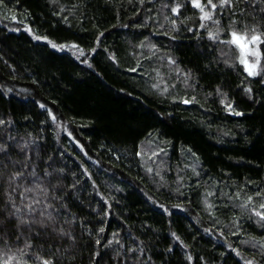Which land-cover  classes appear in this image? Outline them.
I'll return each mask as SVG.
<instances>
[{
  "label": "trees",
  "instance_id": "trees-1",
  "mask_svg": "<svg viewBox=\"0 0 264 264\" xmlns=\"http://www.w3.org/2000/svg\"><path fill=\"white\" fill-rule=\"evenodd\" d=\"M200 3L0 0V257L264 264V0Z\"/></svg>",
  "mask_w": 264,
  "mask_h": 264
},
{
  "label": "snow or ice",
  "instance_id": "snow-or-ice-1",
  "mask_svg": "<svg viewBox=\"0 0 264 264\" xmlns=\"http://www.w3.org/2000/svg\"><path fill=\"white\" fill-rule=\"evenodd\" d=\"M193 6L196 8H200L201 11H203V7L200 3V0H192ZM231 0H220V6L223 7L226 4H230ZM208 4L211 6L212 9H215L217 7L216 4L212 3V0H208ZM173 11H177V9H173ZM14 18V17H13ZM203 19L207 20V19H211V13L209 12H204V16ZM203 27V25H201ZM212 34H210L211 36ZM231 37L232 39L230 41H227L228 43L231 44H235L240 48L241 51V63L245 65V71L248 72L249 76H255V75H259L260 73L258 71H256L258 65H259V56L260 53L257 49L255 48H249V45H255L258 44V42H264L261 40V36L260 35H252L251 38L249 39L247 37L246 34H240L237 33L235 31H233L231 33ZM214 38V37H213ZM37 39H39L37 37ZM53 47H56V45H53ZM83 55V53H81ZM248 55H252L254 57H257V60L255 63L249 64L248 60H247V56ZM247 91H251V89H248ZM185 103H188V101H185ZM229 107H231L229 105ZM239 115V113H237ZM19 175V174H18ZM251 198H249L250 200ZM261 208H264V204L260 205ZM257 216H259L261 218V220H264V212H256L255 213ZM49 220H52L53 218L51 217V215L49 214L48 217ZM20 224H25L28 223V221L21 219L19 221ZM0 224H2V221H0ZM19 227V224L17 225ZM100 231L102 232L103 229H100ZM60 233L63 235H70L67 233L63 232V229L60 230ZM97 243H99V241H97ZM27 247H31V245H27L26 244V248ZM21 255L24 254V250H20ZM16 259L15 256H11L8 257L7 259H3L2 257H0V264H12V261ZM41 264H53V262L51 260H47V259H42L41 260ZM247 264H253V261H248Z\"/></svg>",
  "mask_w": 264,
  "mask_h": 264
},
{
  "label": "rangeland",
  "instance_id": "rangeland-1",
  "mask_svg": "<svg viewBox=\"0 0 264 264\" xmlns=\"http://www.w3.org/2000/svg\"><path fill=\"white\" fill-rule=\"evenodd\" d=\"M249 38V37H248ZM251 38V37H250ZM249 38V39H250ZM256 45L257 44H255V45H249V48H255L256 49ZM237 46V45H236ZM56 47L58 48V49H62V50H66V51H69V52H71L74 56H76L77 58H83V55L81 54V53H83L82 51H80V50H78V49H76V48H74V47H72V46H62V45H56ZM237 48L239 49V52H240V56H241V51H240V48L237 46ZM241 59H242V57H241ZM247 60H248V62H249V64H252V63H255L256 62V60H257V57H254V56H252V55H248L247 56ZM244 65V64H243ZM244 67H245V65H244ZM256 71H257V69H256Z\"/></svg>",
  "mask_w": 264,
  "mask_h": 264
}]
</instances>
